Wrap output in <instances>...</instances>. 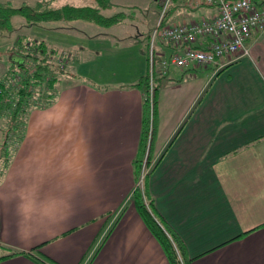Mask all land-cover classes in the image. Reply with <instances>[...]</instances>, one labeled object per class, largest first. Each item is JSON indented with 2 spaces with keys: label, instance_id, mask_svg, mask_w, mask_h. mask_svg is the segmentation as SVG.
Here are the masks:
<instances>
[{
  "label": "crops",
  "instance_id": "1",
  "mask_svg": "<svg viewBox=\"0 0 264 264\" xmlns=\"http://www.w3.org/2000/svg\"><path fill=\"white\" fill-rule=\"evenodd\" d=\"M43 1L52 7L95 3ZM165 5L166 24L218 14L201 0ZM90 24L39 23L45 30L39 40L67 52L75 66L51 104L31 109L10 158L0 155V264H43L38 258L47 264H170L132 201L144 100L136 83L147 72L153 26L143 46L138 28L119 46L95 41L98 33L83 30ZM246 44L248 54L169 67L158 80L167 77L155 94L145 146L153 166L145 189L183 241L190 264H264V29L254 30ZM178 50L156 42L159 56ZM6 52L0 78L14 55ZM118 73L120 84L111 85Z\"/></svg>",
  "mask_w": 264,
  "mask_h": 264
},
{
  "label": "trees",
  "instance_id": "2",
  "mask_svg": "<svg viewBox=\"0 0 264 264\" xmlns=\"http://www.w3.org/2000/svg\"><path fill=\"white\" fill-rule=\"evenodd\" d=\"M94 2V5L52 7L43 0L34 4L22 2L19 5H14L10 1H0V35L3 32L9 33L15 28L12 22V18L15 15L23 18V21L27 22H24L26 26L61 19H83L103 27L118 23L127 16V12L124 10L111 15H104L103 11L112 6L110 0H94ZM18 38L15 45H18ZM10 48H7L9 52H11ZM20 51L18 55L23 58V61L18 63L8 58L9 67L0 78V118L6 121L2 147L5 150L3 155L6 160L14 153L23 138L29 111L33 107L48 106L53 96H55V92H47V89L52 88L57 79L55 67L50 63V57L54 55L56 50L49 47L43 40H38L33 52L23 46H21ZM136 84L142 87L144 94L147 92L148 77L146 72ZM157 88L158 85L154 87L155 94ZM154 102L152 114L150 115L149 104L147 100H143L142 133L134 165L135 177L139 175L147 144L149 117L152 118L153 122L155 119L156 97ZM147 159H150L149 154ZM132 201L139 215L163 248L169 263L190 264L183 241L160 217L147 190H142L136 186L132 192ZM38 260L43 264H47L39 258Z\"/></svg>",
  "mask_w": 264,
  "mask_h": 264
},
{
  "label": "built area",
  "instance_id": "3",
  "mask_svg": "<svg viewBox=\"0 0 264 264\" xmlns=\"http://www.w3.org/2000/svg\"><path fill=\"white\" fill-rule=\"evenodd\" d=\"M166 1L162 3L159 18L150 32L146 50L149 85L143 98L149 101L151 109L154 103V80L159 75L165 76L169 67L214 64L227 54H248V37L254 30L264 29V0H201L217 7L218 14L214 18L175 24H166L163 20ZM204 37H209L210 41L202 47L198 42ZM158 40L173 44L180 50L168 56H159L156 53ZM151 134L152 121L147 143Z\"/></svg>",
  "mask_w": 264,
  "mask_h": 264
},
{
  "label": "rangeland",
  "instance_id": "4",
  "mask_svg": "<svg viewBox=\"0 0 264 264\" xmlns=\"http://www.w3.org/2000/svg\"><path fill=\"white\" fill-rule=\"evenodd\" d=\"M12 1H13L12 3L14 5H19L22 2L33 4L36 0H12ZM69 1H71L72 3L74 1L79 2V3H81L82 1L86 2L84 0H69ZM164 1L165 0H113V2H114L113 6L109 7L108 10H104L103 11L104 15H111V14H113L119 10H124L125 12H127L126 18L124 20L118 22V23H115V24L109 26V27H103V26H100L94 22H91V24L88 27H83V30L89 34L90 33H98V34H93V35L97 36L96 38H99V39H95V41L99 40V41L104 42V40H105L108 42H112V44H113L114 40L115 41L117 40L116 45H118V41H119V46H122V45H125V43L127 41L126 39H129V36L133 35L134 32L137 31V28H138L141 32L140 38H138V40L141 39L140 45L143 46L144 40L146 39V33L149 31V29L155 23L156 19L158 18V14L161 13V7H162V3H164ZM90 2H91V0H87V3H90ZM23 20L24 19L18 15L13 16L12 22L15 25V28L12 31H10L9 33H7V32L1 33L2 35H0V55H2L3 53L5 54L6 49L10 48L12 46V44H14V45L12 48H10L11 52H9V50L7 49V52H6L7 57H9V55L11 53H14V55H18L21 52L20 51L21 46L30 49L32 52L34 51V49L37 45V42L39 40V35L41 33L45 34V30L44 31L40 30L43 27L39 26V24H31V25L26 26V25H24V22L25 23H27V22L23 21ZM101 36H103V38ZM17 38L19 39V42H17L18 45H15ZM148 42L149 41H147V43ZM147 43H146L147 46L145 45V47H146L145 51L147 50V47H148ZM110 49H111V46H110ZM108 50L109 49L107 48L104 52L109 53ZM111 50H113V47ZM66 53L63 51L57 50L54 53V55H52L50 57V63L53 64L52 65L53 67H55V71H56L55 74H56L57 79L55 82L56 83L55 86H53L49 90L47 89V92H53V93L55 92V96H56V92H58L59 89H61L67 85V82H65V80H63V78H65L64 75L65 74L70 75L71 74L70 72L73 70V68L75 66L72 62L71 63L68 62V60H70V58L66 57V55H67ZM73 60L79 62L81 59L79 60L78 57H73L72 61ZM115 62H116L115 58L112 57L110 60V64H112L113 67H115L114 69L117 70L116 65L114 64ZM145 62H144V65H145ZM84 67H85V65H84ZM172 67L173 66H171L170 68H172ZM110 68H111V66H110ZM117 71H119V70H117ZM120 76H121L120 73H118L117 75H111L110 84L111 85H119L120 82H118V81H119V78L121 79ZM79 77L82 79V76L79 75L78 78ZM122 78L125 79L124 77H122ZM161 79L162 78L159 75L154 80V87L156 85H158L157 90H160L163 87V85L165 84V81H167V77H166L165 80H163L161 83H159L158 80L161 81ZM148 85H149V80H148ZM55 96H53L50 104L55 99ZM143 96H144V93H143ZM154 101H155V93L153 94V102ZM147 103L149 104L148 100H147ZM154 104H155V102L153 103V106H154ZM148 109L150 111H152L153 107L151 109L150 106H148ZM28 117H29V113H28ZM2 120H3V124H5L6 121L4 119H2ZM151 121L153 123V120L151 119V117H149L148 125L150 124ZM3 127L4 126L0 125V141H2L4 139V134H5L4 129L5 128L3 129ZM148 130H149V126H148ZM147 134H148V132H147ZM2 146H3V144L1 143L0 144V155H2L3 151H5ZM148 149L149 148L145 149V151H144V156L142 158V164L140 167L139 175H138V177H135V179H136L135 183L137 182L136 186L140 187L142 190H145L146 178L148 177V175L152 169V166H153V162L150 159H147Z\"/></svg>",
  "mask_w": 264,
  "mask_h": 264
},
{
  "label": "water",
  "instance_id": "5",
  "mask_svg": "<svg viewBox=\"0 0 264 264\" xmlns=\"http://www.w3.org/2000/svg\"><path fill=\"white\" fill-rule=\"evenodd\" d=\"M11 60L12 61H16L18 63H21L23 61V58L21 56H19V55H12L11 56Z\"/></svg>",
  "mask_w": 264,
  "mask_h": 264
}]
</instances>
